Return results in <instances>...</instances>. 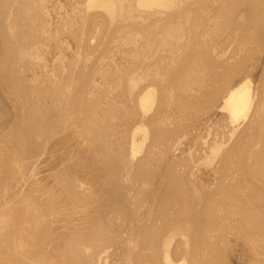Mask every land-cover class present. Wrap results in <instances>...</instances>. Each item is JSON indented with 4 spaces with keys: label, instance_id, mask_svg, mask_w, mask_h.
<instances>
[{
    "label": "bare ground",
    "instance_id": "bare-ground-1",
    "mask_svg": "<svg viewBox=\"0 0 264 264\" xmlns=\"http://www.w3.org/2000/svg\"><path fill=\"white\" fill-rule=\"evenodd\" d=\"M0 92V264H264V0H0Z\"/></svg>",
    "mask_w": 264,
    "mask_h": 264
},
{
    "label": "rangeland",
    "instance_id": "rangeland-1",
    "mask_svg": "<svg viewBox=\"0 0 264 264\" xmlns=\"http://www.w3.org/2000/svg\"><path fill=\"white\" fill-rule=\"evenodd\" d=\"M3 101H5L4 103H3ZM0 102H1V104H3L4 105V108H5V104H7V105H9V107H7V105H6V107L8 108V109H4L5 111L7 110V112L5 113L4 112V110H3V107H2V109H1V111H0V114H1V112H2V115L1 116H3L2 118L0 117V119H2V120H4V121H2L3 123H5V124H3L4 125V127L1 125V121H0V126H2L1 127V129H3V128H5L6 126L8 127V125L10 124L11 125V121L13 122V115H14V113H12L14 110H12V106H11V102L6 98V96L3 94L2 95V93L0 92ZM5 115V116H4ZM6 115H7V117H6ZM9 118H12V120H10ZM7 121H6V120ZM9 120V121H8ZM6 121V122H5ZM7 122H9V124L7 123ZM7 123V124H6ZM53 141V140H52ZM48 151H46V153H43V154H41V155H36V156H34V157H32V158H27V159H25V163H27L28 165H32L31 163H33V165L32 166H36L37 165V176H39L40 178H41V181L42 182H49V183H52V184H56V182L55 181H53V177L54 176H52V173L54 174L56 171H59L60 170V168L62 169V168H64V162H62V161H60V159H59V157H60V154H59V152L58 151H56V153H55V151H54V153L53 152H48ZM50 153H52V154H50ZM58 153V155H56ZM55 154V155H54ZM54 155V156H53ZM50 156H53V158L52 157H50ZM59 156V157H58ZM51 158V159H50ZM54 158H56V159H54ZM63 164H62V163ZM62 165H61V164ZM57 165V166H56ZM32 166H30L31 167V169L32 168H34V167H32ZM56 169V170H55ZM52 172V173H51ZM51 173V174H50ZM48 174V175H47ZM51 175V176H50ZM47 176H49V177H47ZM32 178H31V173H30V171L29 172H27L26 173V177H25V179H23V181H22V183L24 184H26V183H28V182H31L32 180H31ZM55 180V179H54ZM113 189V187L111 186L110 187V190H112ZM13 195H15V193H13L11 196H12V198H14L13 197ZM17 195V194H16ZM16 195H15V197H16Z\"/></svg>",
    "mask_w": 264,
    "mask_h": 264
}]
</instances>
